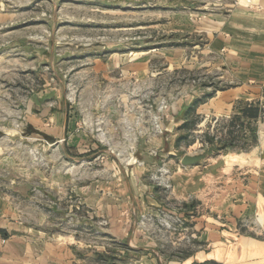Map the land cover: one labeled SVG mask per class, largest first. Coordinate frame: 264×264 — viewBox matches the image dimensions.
Listing matches in <instances>:
<instances>
[{"label": "rangeland", "instance_id": "obj_1", "mask_svg": "<svg viewBox=\"0 0 264 264\" xmlns=\"http://www.w3.org/2000/svg\"><path fill=\"white\" fill-rule=\"evenodd\" d=\"M247 1L0 0V146L11 173L3 178L14 175L22 183L31 182L39 210L52 215L47 223L38 221L39 230L48 231L55 241L72 232L79 235L96 247L89 252L93 250L97 264H143L139 261L148 254L168 260L194 250L186 244L191 237L184 231L183 213L197 207L193 216H199L205 206L200 197L176 202L170 177L184 154L200 158V171L220 161L226 170H219L222 175L209 195L223 196L224 186H232L230 177L244 162L241 154L256 144L255 124L246 119L259 115L264 122V105L239 103L229 118L195 113L217 91L238 85L236 61L217 54L206 33L213 29L215 16L255 7ZM34 93L38 116L49 107L52 112L64 104L71 107L90 140L85 149L74 145L63 150L66 142L53 144L55 140L30 135L26 109ZM175 115L183 120L180 148L163 155L154 141L163 137L164 124ZM142 140L149 143L146 155L152 159L138 150ZM115 166L119 180L126 168L131 177L132 169L133 177L153 192L154 214L137 215L135 226L156 243L154 250L128 248L125 240L106 232L103 220L96 223L102 227L99 233L83 225L94 220L69 189L79 180L97 184ZM63 175L69 179L67 190L55 193L53 203L46 202V178L59 181ZM122 217L124 227L132 223ZM177 219L182 224L176 230L165 227H173ZM181 238L185 246H174Z\"/></svg>", "mask_w": 264, "mask_h": 264}, {"label": "crops", "instance_id": "obj_2", "mask_svg": "<svg viewBox=\"0 0 264 264\" xmlns=\"http://www.w3.org/2000/svg\"><path fill=\"white\" fill-rule=\"evenodd\" d=\"M247 2L255 7L251 10L237 8L225 17L215 16L212 21L213 29L206 33L217 54L223 55L228 61H236L233 66L239 82L237 86L217 91L205 103L198 104L195 108L198 116L211 114L216 118H229L233 116L235 106L239 103L255 107L264 105V0ZM38 101L37 93L29 97L26 113L32 127L28 130L30 135L45 138L46 141L55 140L53 144L66 142L61 147L63 150L74 145L83 149L87 147L90 140L86 129L76 123L79 117L72 116L74 112L69 109L71 107L67 108L64 104L60 110L54 112L49 107L38 116ZM249 120L255 124L253 133L256 144L252 151L241 154L244 162L238 167L237 175L230 177L232 186L228 183L224 186L227 190L223 196L209 195L212 184L226 170V164L223 165L220 161H213L203 171L199 170V162L187 167L180 165L170 177L173 189L171 195H174L176 202L183 203L200 197L201 205L205 206V212L199 216H193L197 207H191L183 213L187 216V227L184 231L191 237L186 239V244L189 249L194 250L168 260L163 259L162 254H155V257L148 254L139 262L264 264V122L259 115L246 119ZM182 122V117H172L169 123L164 124L163 137L154 141L156 149L163 155L173 154L180 148L178 141ZM112 131L113 127L109 129L111 139L114 138ZM148 145L149 143L142 140L138 150L145 152V158L152 159L149 154L146 155ZM77 151L85 152L80 149ZM4 152L0 146V237L4 240L0 241V264H97L92 260L93 250L89 252L96 247L82 242L79 235L72 232L74 235L63 236L55 241L48 231L44 232L36 227L39 222L47 223L52 215L49 212L42 214L39 210L38 194L30 181L22 183L14 175L11 179L3 178L4 174L10 173L5 169L8 164L5 161L7 158L3 156ZM110 168L115 172L103 179H97V184L82 185L78 179L69 189L87 205V218L95 222L83 225L90 229L95 228V233H99L98 229L102 227L96 223L98 219L103 220L101 222L108 224L106 232L110 236L125 240L128 248L154 250L156 243L135 226L137 215L142 212L154 214L152 190L133 177L132 169L131 177L128 176L129 170L126 168L124 179L119 180L116 173V168L119 167ZM66 178L64 175L59 181H55L54 177L46 178V202H52L55 193H65L69 186V179ZM137 186H142V191ZM217 196L218 200L215 199ZM139 202L143 204L140 209ZM123 214L132 221L128 224L127 218L125 227L119 221ZM183 244L185 241L181 238L173 245L183 247Z\"/></svg>", "mask_w": 264, "mask_h": 264}, {"label": "water", "instance_id": "obj_3", "mask_svg": "<svg viewBox=\"0 0 264 264\" xmlns=\"http://www.w3.org/2000/svg\"><path fill=\"white\" fill-rule=\"evenodd\" d=\"M200 161V158L197 156H190L188 154H185L182 156L180 160V164L183 167L192 166L195 165L197 162Z\"/></svg>", "mask_w": 264, "mask_h": 264}, {"label": "built area", "instance_id": "obj_4", "mask_svg": "<svg viewBox=\"0 0 264 264\" xmlns=\"http://www.w3.org/2000/svg\"><path fill=\"white\" fill-rule=\"evenodd\" d=\"M182 224V221L180 220V219H177V221H174V226L172 227L170 224H165V227L167 228V229H171V230H176V228L177 227H180V225ZM177 226V227H176ZM255 234H257L256 232H255ZM0 241H4L3 239H2V237H0Z\"/></svg>", "mask_w": 264, "mask_h": 264}, {"label": "trees", "instance_id": "obj_5", "mask_svg": "<svg viewBox=\"0 0 264 264\" xmlns=\"http://www.w3.org/2000/svg\"><path fill=\"white\" fill-rule=\"evenodd\" d=\"M245 112H247V111L246 110L243 111V114L244 115L246 114ZM246 115L248 116V113ZM101 257H105V256L104 255H101Z\"/></svg>", "mask_w": 264, "mask_h": 264}]
</instances>
